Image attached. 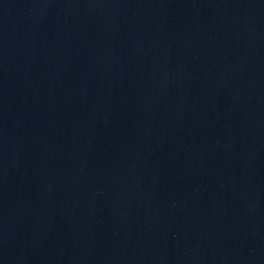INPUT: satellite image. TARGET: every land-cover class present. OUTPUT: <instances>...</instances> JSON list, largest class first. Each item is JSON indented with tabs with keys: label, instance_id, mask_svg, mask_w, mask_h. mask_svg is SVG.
<instances>
[{
	"label": "water",
	"instance_id": "1",
	"mask_svg": "<svg viewBox=\"0 0 264 264\" xmlns=\"http://www.w3.org/2000/svg\"><path fill=\"white\" fill-rule=\"evenodd\" d=\"M0 264H264V0H0Z\"/></svg>",
	"mask_w": 264,
	"mask_h": 264
}]
</instances>
